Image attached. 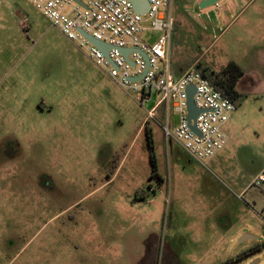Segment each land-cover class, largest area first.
Masks as SVG:
<instances>
[{
  "label": "rangeland",
  "instance_id": "obj_1",
  "mask_svg": "<svg viewBox=\"0 0 264 264\" xmlns=\"http://www.w3.org/2000/svg\"><path fill=\"white\" fill-rule=\"evenodd\" d=\"M196 1L174 0L175 64L219 77L234 56L247 74L204 163L166 142L162 106L149 116L160 93L140 105L32 2L0 0V264H264V51L241 19H194Z\"/></svg>",
  "mask_w": 264,
  "mask_h": 264
},
{
  "label": "built area",
  "instance_id": "obj_2",
  "mask_svg": "<svg viewBox=\"0 0 264 264\" xmlns=\"http://www.w3.org/2000/svg\"><path fill=\"white\" fill-rule=\"evenodd\" d=\"M69 41L87 48L89 57L99 63L104 72L123 90L135 95L140 105L150 100L152 92L161 99L150 112L153 117L159 106L165 111L161 125L166 142L172 141L193 159L204 163L225 149L229 138L225 126L237 112L234 100L220 92L201 70L191 67L176 77L170 67V48L175 28L172 6L174 0H145L149 3L144 14L134 10L129 0H27ZM220 3L215 6H219ZM20 27L29 31L26 20ZM159 34L153 41L150 35ZM83 34L108 46L109 59L93 46ZM130 50L128 59L120 52ZM148 69L146 71V60ZM134 64V66L131 65ZM138 78V79H136ZM195 86V106L201 111L195 123H189L186 88ZM179 116V124L172 126L169 110ZM195 124L197 132L191 128ZM264 184V173L252 185Z\"/></svg>",
  "mask_w": 264,
  "mask_h": 264
},
{
  "label": "crops",
  "instance_id": "obj_3",
  "mask_svg": "<svg viewBox=\"0 0 264 264\" xmlns=\"http://www.w3.org/2000/svg\"><path fill=\"white\" fill-rule=\"evenodd\" d=\"M192 1L194 2V5H195L196 4L195 0H192ZM201 1L202 0H199L198 2L196 1L197 2V13H196V15H194V19H196V20L202 19L203 21L209 22L215 26H219L223 22H226L229 19L230 20L232 19L231 23H233L237 19H241L245 22V25L247 26L249 32L254 31L257 33V36L259 37V41L261 43V45H259V44L257 45V48L264 51V1L256 2V3H255V1H251L248 3H241L239 5V7H237L236 5L234 7L226 6L224 9H223L222 5L219 4V6H214V9L209 10V11H206L207 9L204 11H201L199 9V4ZM236 11H238V14L236 17H234V14L236 13ZM214 30H215V32H217L216 29H214ZM219 30H221V28H219L218 31ZM150 39H151V41L155 40L151 37V35H150ZM171 47H172V44H171ZM252 49H255V47H253ZM170 52H171V48H170ZM172 54H173V49H172ZM246 55H247V57H250V58L255 56V54L251 53V52H247ZM172 56L170 54V67H171L173 74L176 77L181 76L185 71L190 69L194 64L202 61L198 57L194 61H191L189 63H187V62L184 63V60L182 59V60H180V67H179V66H177V64H175ZM230 60L236 62L240 67L242 66V69L245 72V75L247 76L245 68L243 67L242 63L239 60H237L234 56H232ZM238 84H239V82H238ZM238 89L239 88L237 85V90ZM233 116H234V114L232 115V117ZM248 186L249 185H247L246 188Z\"/></svg>",
  "mask_w": 264,
  "mask_h": 264
},
{
  "label": "water",
  "instance_id": "obj_4",
  "mask_svg": "<svg viewBox=\"0 0 264 264\" xmlns=\"http://www.w3.org/2000/svg\"><path fill=\"white\" fill-rule=\"evenodd\" d=\"M78 2V0H75ZM133 7H134V10L138 13H141V14H144L148 11V8H149V3L145 0H129ZM221 1L223 0H202L199 4V9L200 10H205V9H208L212 6H215L216 4L220 3ZM85 36V38L93 45L95 46L97 49H99L103 55L109 59V50H110V46H108L107 44L101 42V41H98L94 38H92L91 36L87 35V34H83ZM120 52L123 54V56L128 59V54L130 52V50L128 49H121ZM143 57L145 58L146 60V71L148 69V60H147V57L146 55L141 52ZM132 66H134L133 63H131ZM138 79V78H136ZM195 86L193 85H189L187 88H186V93H187V110H188V121L189 123H192L196 121L198 115L200 114V110L195 106L194 104V100H193V97H194V94H195ZM191 128L194 132H197V128L195 126V124H191ZM198 133V132H197ZM251 238H254L253 236H250L248 234H245L243 236V238L241 239V241H244L246 239H251ZM252 264H258V261L255 262V263H252Z\"/></svg>",
  "mask_w": 264,
  "mask_h": 264
},
{
  "label": "trees",
  "instance_id": "obj_5",
  "mask_svg": "<svg viewBox=\"0 0 264 264\" xmlns=\"http://www.w3.org/2000/svg\"><path fill=\"white\" fill-rule=\"evenodd\" d=\"M201 72L224 95L228 96L234 101L240 97V94L237 90V85L240 79L245 75V72L236 62L230 61L223 69L221 76L219 77L206 67H203ZM152 162L155 164V159L152 158ZM239 258H242V256H239Z\"/></svg>",
  "mask_w": 264,
  "mask_h": 264
}]
</instances>
